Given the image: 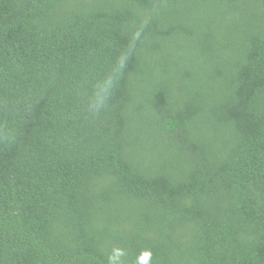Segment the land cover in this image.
Listing matches in <instances>:
<instances>
[{
  "label": "trees",
  "instance_id": "16d2710c",
  "mask_svg": "<svg viewBox=\"0 0 264 264\" xmlns=\"http://www.w3.org/2000/svg\"><path fill=\"white\" fill-rule=\"evenodd\" d=\"M0 264H264V0H0Z\"/></svg>",
  "mask_w": 264,
  "mask_h": 264
}]
</instances>
